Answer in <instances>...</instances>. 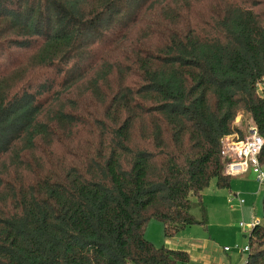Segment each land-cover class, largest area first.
<instances>
[{"label":"trees","instance_id":"1","mask_svg":"<svg viewBox=\"0 0 264 264\" xmlns=\"http://www.w3.org/2000/svg\"><path fill=\"white\" fill-rule=\"evenodd\" d=\"M262 83L264 0H0V264H193L146 226H207Z\"/></svg>","mask_w":264,"mask_h":264},{"label":"rangeland","instance_id":"2","mask_svg":"<svg viewBox=\"0 0 264 264\" xmlns=\"http://www.w3.org/2000/svg\"><path fill=\"white\" fill-rule=\"evenodd\" d=\"M263 87L264 83L260 85L261 89ZM250 123L251 116L240 109L234 124L244 130L245 136L248 135ZM234 194H239L238 198L244 199L245 203L241 205L239 199L229 201ZM263 194L264 188L258 185L253 176H248V180L232 177L230 188H218L213 179L202 192L209 214L207 226H188L174 238L167 239L163 223L153 219L146 226L145 236L158 247L189 250L193 264H230L229 256L232 264L237 259L238 264H242L248 253H242L240 248L248 244L249 230L242 229L240 222L250 224L262 221ZM224 246H229L231 251L224 252Z\"/></svg>","mask_w":264,"mask_h":264},{"label":"built area","instance_id":"3","mask_svg":"<svg viewBox=\"0 0 264 264\" xmlns=\"http://www.w3.org/2000/svg\"><path fill=\"white\" fill-rule=\"evenodd\" d=\"M264 148V139L259 134V131L254 124H250L248 135L243 139H236L233 136L225 137L223 140L222 154L227 156L228 162L225 172L231 176H239L251 172L254 175L255 181L260 187H264V164L260 160ZM239 199L240 204L244 203V199ZM233 200V196L229 201ZM257 222L246 224L240 222L242 229H248L249 233ZM224 250L229 251L231 248L225 246ZM241 252H249V245L240 248ZM131 264V263H129Z\"/></svg>","mask_w":264,"mask_h":264},{"label":"crops","instance_id":"4","mask_svg":"<svg viewBox=\"0 0 264 264\" xmlns=\"http://www.w3.org/2000/svg\"><path fill=\"white\" fill-rule=\"evenodd\" d=\"M248 176H253L254 177V175L251 173V172H249V173H246V174H243V175H239V176H231V177H239V178H241L242 180H248ZM255 179V178H254ZM234 196V198H233V202L234 201H236L237 199H238V196H239V194H234L233 195ZM230 198H231V196H230ZM229 198V199H230ZM245 201V200H244ZM245 203V202H244ZM225 247V246H224ZM183 250H186V249H183ZM223 250H224V248H223ZM189 254H190V252H189V250H186ZM231 250H229V251H226V250H224V252H230ZM231 258V256H229V263L230 264H232V260L230 259ZM238 259H237V261L236 262H234L233 261V264H238ZM221 264H224L223 262L221 263Z\"/></svg>","mask_w":264,"mask_h":264}]
</instances>
